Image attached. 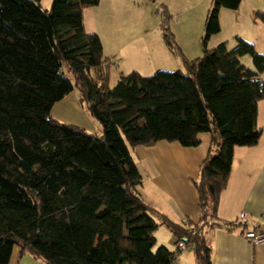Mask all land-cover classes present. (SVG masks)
Here are the masks:
<instances>
[{
    "label": "trees",
    "instance_id": "1",
    "mask_svg": "<svg viewBox=\"0 0 264 264\" xmlns=\"http://www.w3.org/2000/svg\"><path fill=\"white\" fill-rule=\"evenodd\" d=\"M40 1L0 0V264L14 247L43 264H175L176 252L157 247L159 224L194 246L195 264H212L207 235L221 226L234 149L254 147L262 134L264 54L239 37L230 51L226 42L208 48L220 11L242 0H212L202 55L180 53L184 71H133L112 88L114 63L83 26V10L99 0H52L48 10ZM161 13L163 40L176 50L171 16ZM254 19L264 25V12ZM72 91L101 135L51 116ZM201 133L210 143L193 181L200 219L178 225L141 197L130 150L159 141L196 147Z\"/></svg>",
    "mask_w": 264,
    "mask_h": 264
},
{
    "label": "crops",
    "instance_id": "2",
    "mask_svg": "<svg viewBox=\"0 0 264 264\" xmlns=\"http://www.w3.org/2000/svg\"><path fill=\"white\" fill-rule=\"evenodd\" d=\"M126 3V0H99L97 6L85 8L83 10L85 31L97 34L100 38V29L106 23L109 27L116 25L126 8L128 9ZM239 9L240 7L237 11ZM256 11L264 12V4L260 10L251 8V27L249 28L254 31V36L250 42L254 44L259 53H264V25L254 19ZM222 13L223 11L219 13L220 24ZM221 28L220 30H222ZM108 31L111 36L110 33L114 30L108 28L105 31L106 34ZM260 36L262 37L259 40ZM213 37L214 35L210 38L208 46ZM100 40L104 53V43L101 38ZM133 42L130 39L119 46L118 53H124V55L125 51L130 52L129 54L137 53V44L134 45ZM143 45L148 51L146 44ZM181 47L186 60H193L199 55V50L202 51V48L192 51L188 44ZM141 55L143 56V53H140ZM145 57L146 59L150 58L148 54ZM107 58L110 59V57ZM242 60H246V56L241 57L240 62ZM248 64L246 63V65ZM246 67L250 68L251 65ZM177 68L181 70L180 63H177ZM261 79L264 82V72ZM59 108L62 111L66 110L71 116L75 115L78 119L73 120L64 114L60 115ZM51 116L60 122L101 135V128L89 117L79 102L78 94L74 91L53 105ZM256 124L262 129L259 142L254 147H236L234 149L231 172L227 186L221 193L217 210L218 223L221 226L207 235L212 264H264V244L248 243L243 238V231L239 227L227 230L228 223L235 222L241 213H245L250 221H258L260 225H264V99L258 103ZM198 137L200 143L196 147H183L178 142L159 141L151 147L137 146L130 150L143 178L142 184L137 188L141 197L150 207L178 225L185 224V221L196 224L200 219L199 196L193 181L197 179L199 167L207 154L210 136L209 133H201ZM155 220L160 223L159 219L155 218ZM161 226L163 225L159 224L155 232L157 247L166 246L172 252H176V239L164 226L171 237L166 243L159 242L157 234ZM9 264L43 263L34 260L29 255L19 257V248L14 247ZM175 264H195L193 251L178 253Z\"/></svg>",
    "mask_w": 264,
    "mask_h": 264
},
{
    "label": "rangeland",
    "instance_id": "3",
    "mask_svg": "<svg viewBox=\"0 0 264 264\" xmlns=\"http://www.w3.org/2000/svg\"><path fill=\"white\" fill-rule=\"evenodd\" d=\"M126 11L116 22V25L108 26L107 23L100 29L101 39L104 43L105 57H110L114 63L109 69V87H114L121 75L130 72H138L141 75L149 76L156 71H175L178 70L177 63H180L181 70L184 71L181 56L184 57L182 47L190 45L192 51L201 48V38L204 33L206 15L211 7L212 0H126ZM52 0H41L40 5L43 9L50 8ZM264 0H242L240 9H223L220 32L211 39L208 48H213L219 43L226 42L227 49L232 50L239 37L249 43L254 36L250 26L251 8L260 10ZM88 9V7H87ZM93 9V8H90ZM167 11L171 20L167 23L169 32L173 35L176 50H171L163 40L161 23L163 19L162 10ZM220 20V16H219ZM258 21V20H257ZM108 28L113 29L109 36ZM264 29V28H263ZM116 33V34H115ZM113 35V36H112ZM262 36L259 37V40ZM264 38V37H263ZM137 44V53H118L117 48L128 40ZM142 42V45H140ZM209 42V41H208ZM143 44H146L148 51ZM143 53V56H140ZM181 53V56H180ZM146 54L150 58L146 59ZM264 54V53H263ZM202 51L194 59L201 57ZM247 60V61H246ZM242 64L246 63L253 68L251 58L246 56ZM248 64V65H249ZM246 65V66H248ZM152 68V69H151ZM153 70V71H152ZM77 93L76 91H74ZM60 115L77 120L75 115H70L65 111L58 110ZM94 121V120H93ZM98 126V123L95 122ZM171 234L161 226L157 238L160 243H166ZM156 249V248H155Z\"/></svg>",
    "mask_w": 264,
    "mask_h": 264
},
{
    "label": "built area",
    "instance_id": "4",
    "mask_svg": "<svg viewBox=\"0 0 264 264\" xmlns=\"http://www.w3.org/2000/svg\"><path fill=\"white\" fill-rule=\"evenodd\" d=\"M239 227L242 229L243 238L251 244H264V225H260L257 221H250L245 213H241L235 222L227 225V230H233ZM187 239L179 238L176 243V253H185L194 250V246L186 244Z\"/></svg>",
    "mask_w": 264,
    "mask_h": 264
}]
</instances>
